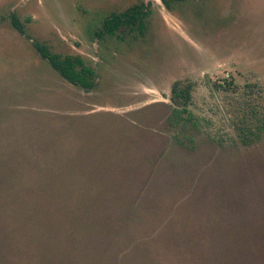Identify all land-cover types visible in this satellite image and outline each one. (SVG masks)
<instances>
[{"label":"rangeland","instance_id":"rangeland-1","mask_svg":"<svg viewBox=\"0 0 264 264\" xmlns=\"http://www.w3.org/2000/svg\"><path fill=\"white\" fill-rule=\"evenodd\" d=\"M133 6L142 29L96 36ZM34 44L79 56L94 90ZM250 117L264 122V0H0V264H264Z\"/></svg>","mask_w":264,"mask_h":264},{"label":"trees","instance_id":"trees-1","mask_svg":"<svg viewBox=\"0 0 264 264\" xmlns=\"http://www.w3.org/2000/svg\"><path fill=\"white\" fill-rule=\"evenodd\" d=\"M160 1L165 8H169L171 4L175 2H181L183 0ZM139 9V7L133 6L122 14L111 15L105 21L103 28L96 33V36L100 37V35L104 32L111 34L117 31V29H119L121 26H137V28L142 29V19L145 16V13L143 11L139 12ZM12 24L18 32L23 33L18 20L14 16H12ZM34 47L40 56L48 61L50 66L68 83L80 88L85 92L94 90L96 86L94 81L95 74L90 67L83 63L79 56H65L61 58L58 55H49V53H47L46 50L40 47L38 44H34ZM226 86H230V84H226ZM191 90L192 87L190 83L176 81L172 84L170 102L173 105V112L175 113L176 117L189 115L188 106L192 100ZM249 119L251 127H253V122H260V125L255 126V128H251L250 126L246 127L244 123L240 125L238 129L243 132L241 133L243 137H247V135H253L255 130L264 131V122L262 120H256L254 117H250ZM247 141L248 140H242V143L247 144Z\"/></svg>","mask_w":264,"mask_h":264},{"label":"flooded vegetation","instance_id":"flooded-vegetation-1","mask_svg":"<svg viewBox=\"0 0 264 264\" xmlns=\"http://www.w3.org/2000/svg\"><path fill=\"white\" fill-rule=\"evenodd\" d=\"M145 8L147 7L145 4H144ZM144 11V10H143Z\"/></svg>","mask_w":264,"mask_h":264}]
</instances>
